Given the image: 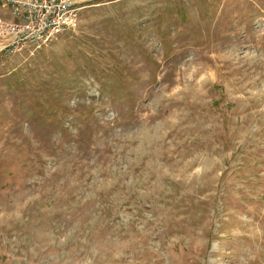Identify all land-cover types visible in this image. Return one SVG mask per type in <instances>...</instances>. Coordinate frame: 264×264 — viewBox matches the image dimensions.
Returning a JSON list of instances; mask_svg holds the SVG:
<instances>
[{"label":"rangeland","instance_id":"1","mask_svg":"<svg viewBox=\"0 0 264 264\" xmlns=\"http://www.w3.org/2000/svg\"><path fill=\"white\" fill-rule=\"evenodd\" d=\"M78 1L0 36V264H264V0Z\"/></svg>","mask_w":264,"mask_h":264},{"label":"built area","instance_id":"2","mask_svg":"<svg viewBox=\"0 0 264 264\" xmlns=\"http://www.w3.org/2000/svg\"><path fill=\"white\" fill-rule=\"evenodd\" d=\"M12 19L0 16V36L11 41L9 50L31 46L37 50L80 23L78 0H6Z\"/></svg>","mask_w":264,"mask_h":264}]
</instances>
